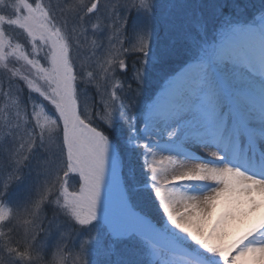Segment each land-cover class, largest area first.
I'll use <instances>...</instances> for the list:
<instances>
[{"label":"rangeland","instance_id":"374dc122","mask_svg":"<svg viewBox=\"0 0 264 264\" xmlns=\"http://www.w3.org/2000/svg\"><path fill=\"white\" fill-rule=\"evenodd\" d=\"M99 2L100 13H104L105 16L110 15L109 9L113 5V0H99ZM229 2V0H187L180 10L181 14L191 13L195 17L197 13H201L203 22L207 25L206 31L201 33L189 27L177 37V43L172 46L167 57L159 62H156L152 56H149L145 62L143 55L138 53L128 55L127 70L131 71V75L122 78L121 75L124 72L116 73L114 77L111 75L108 63L110 50H105L107 55L97 53L89 56L88 50L91 47L89 42H81L83 38L78 40L76 34H72L71 41L66 38L67 30L60 25L64 17L52 20L43 9H40L39 19L42 25L37 24L33 18L36 10L33 9L29 0H0V64H3L5 72L11 78L22 80L30 95L25 100L22 96L23 90L17 85L13 86L14 90H7L0 105V116L3 117L0 122L6 129L1 137L8 134V138L18 144L24 142L22 157H25L27 161L35 156L32 162L28 161L22 179L14 184L17 191L12 190V184H6L4 180L0 183V264H28L29 262L31 264H84L87 260L86 254L79 245H81L82 236L92 233L88 225L92 222L91 218L96 215L97 205L101 209L99 215L103 219L107 204L117 208L119 198H129L118 149L104 132L90 123V120L94 119L100 124L105 121L109 124L106 116L109 107L113 105L110 101L116 100L117 115L111 122L113 126L117 120L122 119L123 115L119 114L118 109L123 107L124 102H129L125 94L132 90L131 98L134 99L135 95L139 94L140 101L144 105L153 94L148 93L154 87L158 90L162 82L172 75L165 70L167 66H171L172 62L176 63L175 60H182L183 58H179V55L184 52H197L202 42H210L207 37L208 31L217 38L221 31L230 33L234 27L244 30L251 28L244 43L246 50L247 44L258 37V26L264 14H256L255 17L247 16L246 18L252 20L253 24H236L239 23L234 21L237 16L231 14L239 12L243 15L246 12L238 7L235 8L233 0L231 4ZM60 3H63V0H53L54 5ZM83 3L94 6V0H83ZM165 3L166 0H157L156 16L151 23L154 47L163 39L161 28ZM71 23L69 19V25ZM140 23L142 19L133 13L129 18L127 36L117 37L120 44H123L125 40L128 41L123 45L124 51L135 53V36L138 30L137 25ZM210 26L213 27L210 28ZM215 27H217L216 32ZM112 31L118 32L120 29L116 28ZM245 34L244 31L234 36V43L241 42ZM116 47L117 45L112 46L113 49ZM252 54L257 60L255 52ZM191 61L189 59L188 63ZM141 71L142 79L137 75ZM167 74L169 76H166ZM105 76L108 77L107 81ZM117 79H122L124 82V86L119 91L113 83ZM149 80L153 81V86L143 88L142 85ZM93 85L95 87L101 85L102 91H107L112 98L104 99L103 108L101 107L102 99L98 101L95 97H90L89 88ZM255 93L254 98L257 104H260L261 94L258 89ZM2 94L0 83V96ZM77 96L82 99V112L85 118L80 113ZM121 97H123L122 105ZM60 109L64 110L68 122L66 118L64 120ZM134 119L137 121L136 118ZM64 121L70 128L72 136L70 142L65 137ZM59 131H62V137H59ZM67 143L70 144L73 157L70 155ZM155 145L158 146L156 143ZM17 147L15 144L14 150L3 152L4 162L7 157L13 155V151L21 150L20 147L17 150ZM125 148L126 153L131 156H133L132 152L136 153L140 149V156L148 165L149 180L143 188L155 191L163 207L165 222L159 225L148 215L137 208L136 210L166 236L167 240L163 237L157 238L162 243H167L165 251L170 255V261L179 253H184L188 264H197L199 259L203 261V264H243L240 252L231 259L228 258L230 254L228 238L235 231L233 223L216 212H205L195 222L199 225L203 224L202 232L209 227V233L195 237L179 231L169 221L168 213L161 200L164 187L158 183L154 160L147 156V151L152 148V145L141 140L135 145L127 142ZM174 152L185 156L177 150ZM0 168V175H3L6 165ZM83 184L91 199L89 204H84L73 196L79 195ZM65 185L72 195L64 191ZM5 193L9 194L7 201L4 197ZM195 197L197 194H192V198ZM45 200L48 201L45 202ZM40 203H43L44 208L40 207ZM84 221L88 222L87 225L82 223ZM132 222L145 231H151L150 226L140 220L134 218ZM214 237H217L219 242L213 241ZM196 244L212 253V256L205 259ZM216 256H219V260L215 258Z\"/></svg>","mask_w":264,"mask_h":264},{"label":"snow or ice","instance_id":"6c2138e0","mask_svg":"<svg viewBox=\"0 0 264 264\" xmlns=\"http://www.w3.org/2000/svg\"><path fill=\"white\" fill-rule=\"evenodd\" d=\"M186 2L166 0L161 28L163 39L154 47L151 23L156 16L157 0H113L108 16L100 13L99 0H94V6L84 4L83 0H63L57 5L53 4V0H29L36 10L33 18L37 24L42 25L39 10L43 9L49 19L64 17L60 25L67 30L65 36L69 41L72 34H76L78 40L83 38L81 42L90 43L89 56L97 53L107 55L105 50H110L108 63L113 77L116 73L127 71L126 58L130 54L143 55L145 62L152 56L159 62L167 57L177 43V37L189 27L201 33L206 31L207 25L201 13L195 17L191 13L181 14L180 10ZM133 13L142 19V23L137 25L135 53L124 51L123 45L128 43L127 40L123 44L117 40L120 35L127 36L129 18ZM116 28L120 31H112ZM244 31L234 27L230 33L221 31L212 41L202 42L196 57L162 82L161 87L145 102L139 127L133 118L130 135L139 137L134 144L143 140L148 145L156 143L163 149H182L189 142L204 146L210 142L217 148L212 154L214 157L242 160L248 168H240L241 172L264 180V23L259 26L258 67L247 54L234 46L233 37ZM113 45L117 47L113 49ZM137 75L142 79V71ZM177 82H182V86L173 89V84ZM113 83L117 91L124 86L122 79ZM256 89L262 97L259 105L253 96ZM165 99L167 104L162 105L161 101ZM120 103L122 105L123 97ZM101 107H104L103 103ZM116 115L117 108L113 102L106 116L109 126ZM153 136L158 139L153 141ZM6 139L8 134L0 137V142ZM253 168L257 171H249ZM134 218L149 225L151 231L134 224ZM91 221L88 227L92 233L83 237L79 246L86 256H94L95 260L87 259L84 264H177V261L188 264L184 253H179L171 261L163 257L167 243H162L157 237L167 240L166 236L138 213L130 198H119L117 208L107 204L103 219L97 205L96 215ZM82 223L87 225L88 222ZM196 246L205 259L212 256L199 244ZM249 247H264V226L244 236L228 258ZM215 258L219 260V256ZM197 264H203V261L199 259Z\"/></svg>","mask_w":264,"mask_h":264},{"label":"bare ground","instance_id":"6f19581e","mask_svg":"<svg viewBox=\"0 0 264 264\" xmlns=\"http://www.w3.org/2000/svg\"><path fill=\"white\" fill-rule=\"evenodd\" d=\"M261 20V23H264V18ZM250 32L251 28L245 30L246 35ZM257 34L258 37L247 44L246 50L244 43H234V46L241 53L247 54L258 67L259 61L252 54L260 48V31ZM181 86L182 82H177L172 88ZM255 95L254 90L253 96ZM161 104H167V99L162 100ZM60 111L68 122L64 110ZM66 121L65 137L70 142L72 136ZM151 139L157 140L155 136ZM67 145L73 157L70 144ZM174 150L185 156L176 154ZM215 151L216 146L210 142L207 146L189 142L182 149H163L153 143L152 148L147 151V156L154 160L158 183L164 187L161 200L170 223L181 232L200 237L209 233L210 228H205L202 232L203 224L199 225L195 220L205 212H216L235 226V231L228 238V251L232 253L244 236L264 226V180L241 172L240 168H248L242 160H221L212 155ZM237 165L240 167L237 168ZM249 171L256 172L257 169ZM190 182L193 184H189ZM64 191L71 194L67 185L64 186ZM192 194H197V197L193 199ZM75 195L73 196L84 204L91 202L84 184L79 195ZM99 212L101 213L100 208ZM212 240L219 242L217 237ZM240 255L243 264H264V247H249L242 250Z\"/></svg>","mask_w":264,"mask_h":264},{"label":"trees","instance_id":"16d2710c","mask_svg":"<svg viewBox=\"0 0 264 264\" xmlns=\"http://www.w3.org/2000/svg\"><path fill=\"white\" fill-rule=\"evenodd\" d=\"M209 1V0H208ZM230 4L232 0H229ZM233 4H235V8H240L244 12H246L243 15H240L239 12H235L231 15H236L237 19L234 20L236 22H242V23H250L253 22L252 20L246 18L247 16L250 17H255L256 14H264V0H233ZM229 5V4H228ZM227 7V6H226ZM226 9V8H225ZM245 15V16H244ZM264 16V15H263ZM216 26V25H214ZM213 26H210L212 28ZM215 32L217 31V27H215ZM214 32V34H215ZM209 33V34H208ZM207 37L209 41H212L216 36H212L210 32H207ZM183 49V48H182ZM197 52L194 51H186L183 54L179 55V58H183L175 60L176 63L172 62L171 66H167L165 70L167 73L170 75L172 74L178 67L183 65L187 60L193 59L196 57ZM167 74V75H168ZM8 73L5 72V68L3 64H0V83L2 84V91L3 94L0 96V105L2 101L4 100V95L7 94V90L11 89L14 90V85H17L19 88L23 90V98L27 100L30 95L27 92L26 88L24 87L22 80L20 78H10L8 77ZM131 75V71L127 70L124 72L121 76L122 78L129 77ZM166 75V76H167ZM9 78V83L7 82ZM102 85V84H101ZM101 85L94 86L89 88V93L90 97H95L98 101L101 99L103 100L104 104V99L106 97H109V93L106 91H102ZM148 86H153V81L149 80L145 84L142 85L143 88H147ZM156 89L155 87L151 90L150 93H153ZM133 91V90H132ZM132 91L128 92L125 94V96L128 98L127 101L128 103L124 102L123 107L118 109L119 114H122V119L117 120L113 126H109L107 122H102L103 124H100L94 119L90 120V123L94 125L97 129L100 131L104 132L116 145L121 163H122V173H123V178H124V184L127 190V195L129 198L132 200V203L135 204L136 208L140 210L142 213L148 215L153 221H155L157 224H163L165 222V216H164V211L163 207L160 203V201L157 199L155 195V191L150 189V188H143V186L148 183V174H150L148 165L143 161V159L140 156V149L138 152H132L133 156L130 154L126 153V143H132L134 144V140L138 139L130 135V128L133 124V118H136V124L137 127L140 126L139 121H141V118H143V106L141 103V98L139 94L135 95V98L132 99ZM144 91V90H143ZM154 91V92H153ZM11 92V91H10ZM12 93V92H11ZM99 93V94H97ZM130 94V96H128ZM152 94V95H153ZM152 95L149 97L151 98ZM77 99L79 100L80 104V113L84 117L85 115L83 114V104H82V99L80 96H77ZM112 99V98H111ZM148 99V98H147ZM146 99V100H147ZM42 102H44L42 99H40ZM111 103L114 102L115 107L118 106V103L116 100L110 101ZM46 104V103H45ZM106 106V105H105ZM137 113V114H136ZM3 115L5 116V110ZM20 119H22V116L19 115ZM86 117V116H85ZM84 117V118H85ZM3 117L0 116V121H2ZM8 126H11L10 124H7ZM114 127V128H113ZM6 129L2 126V122H0V137L5 133ZM59 137H62V131L58 132ZM24 142H18L14 141L13 139H6L0 142V167H4L6 165V171L3 175H0V183L6 184H12V190L17 191V189L14 187V184L17 183L20 179H22L26 169H27V164L29 162H32L35 158V156H32L31 160H28L25 157H22L24 154L23 151V145ZM16 144L17 150H19V147L21 148V152L19 151H13V155L9 156L6 158V161H3L4 156L2 155L4 151H11L14 150V145ZM15 153V154H14ZM27 155V154H26ZM9 163V166H8ZM1 169V168H0ZM18 169V171H16ZM61 173V171H60ZM65 173V172H64ZM49 175V174H48ZM47 175V176H48ZM60 175V174H59ZM2 180V181H1ZM52 181V179L50 178ZM1 185V184H0ZM77 189V188H76ZM76 189H73L74 191ZM1 191V189H0ZM38 194V192H37ZM36 194V196H37ZM6 201L9 199V194L7 193L5 196ZM42 198V196H40ZM42 201V199H40ZM48 200H45L47 202ZM40 207L44 208L43 203H40ZM11 226L13 224H10ZM46 231V230H45ZM92 231V230H91ZM21 234V233H20ZM33 234V233H32ZM86 235L81 237V242L82 244V238L85 237ZM77 242V241H76ZM79 243V242H77ZM7 250V249H6ZM163 257L169 260L170 255L168 252H164ZM87 259H92L95 260V258H90L89 256H86ZM28 261H30L29 258H27ZM27 262V260H26ZM28 264H31L30 262Z\"/></svg>","mask_w":264,"mask_h":264}]
</instances>
